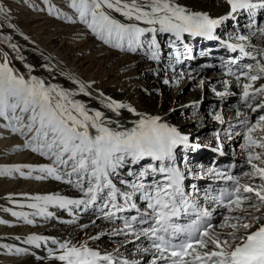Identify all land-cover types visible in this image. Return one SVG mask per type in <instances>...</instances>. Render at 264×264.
<instances>
[{
	"label": "snow or ice",
	"instance_id": "snow-or-ice-1",
	"mask_svg": "<svg viewBox=\"0 0 264 264\" xmlns=\"http://www.w3.org/2000/svg\"><path fill=\"white\" fill-rule=\"evenodd\" d=\"M43 2L48 5L50 16L80 26L84 35L110 50L124 53L145 50L150 60L160 62L163 48L159 37L165 36L168 46L175 50L174 55L169 54L172 56L169 67L171 63L194 58L188 55L192 49L186 43L187 37L219 41L237 55L227 60L221 58L225 75L231 78L218 82L223 90L212 84V91L223 101L236 96L232 89L239 88L243 105L250 113L259 114L253 121L248 113L237 110L243 132L225 130L228 140L242 136L244 142L239 147L248 171L234 174L232 169L237 165L233 163L196 174L182 169L178 156L183 150H196L201 145L191 143L189 135L182 134L162 116L140 112L107 96L96 87V80L71 72H59L71 81L74 85L71 88L33 75V65L27 63L26 77L12 65L9 53L0 50V129L23 137L17 149H26L48 160L42 164L0 165V176L51 178L80 193L76 197L58 193L20 194L25 200L11 202L34 211L11 208L4 211L33 224L35 220L30 217H55L49 211V206H55L73 217L68 223L92 211L98 213L97 219L114 225L79 241L31 234L24 242L36 248L46 247L48 258L60 264H142L139 259L125 257L120 251L123 245L107 251L89 243L104 235L123 237L124 243L143 237L150 244V247L137 246V253L150 254L144 264H264V135H257L264 133V83H259L264 81V26L255 20L257 10L264 9V0H224L228 11L217 17L193 11L178 0H66L68 11H61L51 0ZM241 13L248 14V33L221 40L217 30ZM0 14L6 15V5L2 3ZM257 37L259 42H253ZM6 40L17 53L16 59L23 61L19 46L10 42L11 36ZM245 59L250 62H243ZM42 67L51 74L57 66L47 63ZM205 67L213 65L205 64L200 70ZM192 72L197 69L187 73L181 70L179 79L197 80ZM156 74L159 75L158 70ZM163 83L168 84L169 80L166 78ZM209 83L200 78L197 86L203 89ZM92 100L101 104L103 110L93 107ZM123 110L136 117L130 126L120 119ZM212 118L221 125L226 123L222 109L213 112ZM215 135L217 148L213 151L224 155L220 130ZM186 160L184 156L183 161ZM186 175L209 178L220 186L209 185L202 195L195 184L187 191ZM28 200L31 203H26ZM137 200L143 201L142 207ZM133 210L135 215H124ZM180 217L188 222L178 223ZM7 223L0 220V224ZM95 224L96 220H92L91 225ZM2 247L17 255H35L25 247Z\"/></svg>",
	"mask_w": 264,
	"mask_h": 264
},
{
	"label": "bare ground",
	"instance_id": "bare-ground-1",
	"mask_svg": "<svg viewBox=\"0 0 264 264\" xmlns=\"http://www.w3.org/2000/svg\"><path fill=\"white\" fill-rule=\"evenodd\" d=\"M11 2H14L16 6V13L12 10H6V15L0 14V24H2V27H0V50L9 53L12 65L20 73L25 74L26 77L28 69L24 66L25 63L33 65V75L43 77L52 83H59L68 88L74 87V85L65 76L59 74L60 70L74 73L76 76L84 79H94L96 80V87L101 89L107 96L130 104L140 112L162 116L182 134L189 135L188 133L192 129H197L194 125L197 118L202 119L200 125H204V121H208L207 124L215 121L211 114L205 115L203 112L199 114L197 112L199 111V105H194L193 102L199 101L205 92V95L209 93L208 91H211V93L206 96L214 98L215 93L212 91V84L216 85L218 81L231 78L225 75L226 69L221 66V58L227 60L230 56L237 55V53H232L225 49L219 41L201 37H198V40L190 41V37H187L186 43L189 41L188 44L195 52V56L199 54V52L196 53V50H199L201 57L218 56L217 60L219 58V61L217 68L215 71L211 70L213 71L211 73L192 72V75L197 76V80L195 81L189 80L187 77L180 80V72L183 69H181L180 64L176 63H171L169 67L172 61V56L169 54L172 53L174 55L175 50L172 51L168 46L167 38L163 35L159 37L163 48L162 60L156 62L147 57L145 50H140L137 53H124L119 50H110L106 46L100 45L95 38L84 35V30L80 26L74 27L67 21L50 16L47 12L48 5L43 0H12ZM178 2L193 11L207 12L213 17L223 16L228 11V5L224 0H178ZM0 3H2V0H0ZM51 3L60 8L61 11H68L66 0H51ZM40 9H44V11ZM17 13L24 16V19L19 20ZM255 16H257L255 19L258 20V25L264 26V9H258ZM229 22L232 23V28L227 29L226 26ZM248 23V14L241 13L235 20L226 21L217 30V35L221 37V40H227L229 37H234L237 33L247 34L249 31L247 27ZM9 24H14L15 28L9 27ZM9 36H11L10 42L19 46V54L24 57L23 61L16 59L17 53L9 47V41L6 40V37ZM24 36H27L28 39L26 40ZM253 42L258 43L259 38H254ZM180 51L183 52V48ZM202 53L206 54L202 55ZM187 60H183L185 66L191 65L190 62L192 61L189 59L190 62H188ZM246 61L250 62L249 60ZM47 63L57 66L51 74L42 67V65ZM192 64H196L195 61ZM157 70L159 71V75L156 74ZM203 70L207 71L205 68ZM184 71L186 73L191 71V67L184 69ZM166 78L169 80L168 84L163 83ZM200 78L210 81L203 89L197 86ZM259 83H264V81H260ZM219 85L221 84H217L216 87ZM186 86L188 91L184 90ZM218 89L223 90L222 86L218 87ZM232 91L236 92L237 95L232 102L230 101L231 103L228 106H232L235 111L239 110L242 113H248L251 117H255V113H250V110L243 103H241L239 108L235 105L241 101L239 96L241 89L233 88ZM81 99L87 98L81 97ZM91 103L93 107L103 110L102 105L97 101L92 100ZM212 104L210 103V106ZM231 109L228 107L222 110L226 121L225 127L234 133L243 132L244 129L238 123L237 112L230 113ZM217 110H221V107ZM107 114L114 116L110 112ZM181 117H185L186 121H177V118ZM120 119L123 123L130 126L131 121L136 119V117L127 110H123ZM214 123L221 125L217 121ZM0 132L3 133V135H0V165L48 163L46 157H41L26 149L16 148L17 144L22 143L23 137L13 135L4 129H0ZM257 135H264V133L258 132ZM235 142L242 144L244 142L242 136H234L232 140L225 138L222 143L223 152L226 156L222 157L218 153H214V155L216 154L214 163L205 162L204 157L206 156L202 147L197 150H191V153H194L192 158L187 150L181 151L179 156H186L187 160L182 161L178 156V163H180L183 169H190L196 174H200L202 170L206 171L213 166L224 168L233 163L237 165L239 164L237 160L230 158L225 153L229 151ZM234 154L243 158L245 164V156L242 154L241 149L235 151ZM196 155H200L199 161ZM202 156L203 158L201 159ZM192 159L194 160L192 161ZM239 168V165H237L232 171L234 172L236 169L237 171L240 169L244 171V168L248 169V166L245 164L244 168ZM187 177L189 181H191V178H195L192 175H187ZM200 180L199 185H202L204 181L208 183L212 182L209 178ZM51 193H58L69 197H76L80 194L76 188L51 178L36 180L34 178L20 177L19 175L0 176V220L8 221L7 224H0V264H60V262L48 258L46 247L36 248L34 245H28L24 242L25 238L31 234L79 241L114 227L113 224L97 219L98 213L93 214L92 211L80 214L75 222L68 223L67 221L72 220L73 217L67 211L55 206H49V211L54 212L55 217L47 219L39 216L30 217L35 220L33 224H28L23 219L12 216L11 212L4 211L6 208H11L14 211L31 213L34 211L33 209L13 204L11 200H25L20 194H28L30 196ZM26 203H31V201L28 200ZM137 203L141 206L138 200ZM134 213L135 211L133 210L124 215H132ZM92 220H96L94 226L91 225ZM82 224H88L89 227L81 228L80 225ZM16 237H20V239L17 240ZM114 238L118 239V237ZM117 239L109 243L107 242L106 235H104L100 239L94 242L90 241L89 243L101 250L107 251H111L118 245H123L120 251L124 256L129 259H139L142 261V264L150 259V254L137 253L138 245L150 247L149 242L143 237L139 241H133L132 243H124V238L123 240ZM132 239V237H129V240ZM2 245L29 248L30 252L35 253V255H17L2 247Z\"/></svg>",
	"mask_w": 264,
	"mask_h": 264
},
{
	"label": "rangeland",
	"instance_id": "rangeland-1",
	"mask_svg": "<svg viewBox=\"0 0 264 264\" xmlns=\"http://www.w3.org/2000/svg\"><path fill=\"white\" fill-rule=\"evenodd\" d=\"M12 0H2V4H4V5H6V10L7 11H13L14 13H16V11H17V9H15L16 8V6H15V4H14V2H11ZM17 15H19V17H18V19L19 20H22V19H24V16H21L20 14H18L17 13ZM232 23L231 22H229V24L226 26V28L227 29H230V28H232ZM194 41V40H198V37L197 38H192V37H190V41ZM225 40V39H224ZM188 43H189V41H187ZM213 51V50H212ZM197 52H199V54H197V56H196V58H198L197 60V63L196 64H192V62H190V60L188 59L187 61L188 62H190V64L191 65H189V66H185V63H184V61H183V63H179L180 64V66H181V69H189L190 67H191V69H197V71H199V72H204V73H211V72H213V71H215V69L217 68V63H218V61H219V58H218V60H217V57L218 56H209V57H201V54H200V51L199 50H196V53ZM214 52V51H213ZM212 52V53H213ZM166 56V55H165ZM178 64V65H179ZM205 64H211V65H213V67H205V69L207 70V71H205V70H200L201 69V66H203V65H205ZM211 70H213V71H211ZM219 82V81H218ZM217 84H220V83H216V85ZM220 86H222V85H219V86H217V90H219L218 89V87H220ZM188 88H187V86L186 87H184V90L186 91ZM188 91V90H187ZM209 93H207L206 95H210V93H211V91H208ZM206 93V92H205ZM205 93H204V95H202V98L201 99H199V103H198V105H199V107H198V109H199V111H197L199 114L200 113H202L203 112V114H205V115H207V114H211L212 115V113H213V111L215 110L216 111V109H220V107H221V109L223 110V108L225 109H227L228 107L231 109L230 111V113H234V112H237V110L235 111L234 110V108L232 107V106H228L231 102H232V100H234V98H235V96L233 97V96H229V97H227L226 99H224L223 101H221V98H218L215 94V96H214V98H208L206 95H205ZM212 95V94H211ZM214 100V101H213ZM213 101V102H212ZM231 101V102H230ZM210 103H213L211 106H210ZM241 101H239L238 103H236L235 105L239 108V106L241 105ZM222 104V105H221ZM227 104V105H226ZM194 113H196V112H194ZM197 113V114H198ZM223 114H224V112H223ZM259 113H255V115L257 116ZM226 116V115H225ZM256 116L255 117H251L252 118V120L254 121L255 120V118H256ZM177 121H179V122H184V121H186L185 120V117H181V118H177ZM208 122V121H207ZM207 122H205L204 121V125H200L201 123H202V119H200V118H197L196 119V122L194 123V125L197 127V129H195L194 128V130L192 129V131H190L188 134H189V136H190V141H191V143H199L200 145H201V147L203 148V149H207V150H205L204 151V155L206 156V155H208L207 153H211L212 151H209L208 150V148H207V146L208 147H217V140H216V132H217V130L219 129L220 130V137H221V142L222 141H224V139L226 138V133H225V130L227 129V127H225L226 125H217V124H215L214 122H216V121H213L212 123H210V124H207ZM200 128H199V127ZM233 127V126H232ZM233 128H235V127H233ZM222 130V131H221ZM239 143L238 142H235V143H233V145L231 146V148L229 149V151L228 152H225L226 154H228V156L230 157V158H235L236 160H237V163H239V164H237V165H239L240 166V168L242 167V168H244V162H243V158H241L240 156H238V155H236V154H234L235 153V151H239L240 150V147H239ZM197 150V149H196ZM188 151V153H189V155H190V157L192 158L193 156H194V153H191V150H187ZM209 151V152H208ZM207 152V153H206ZM214 153H215V151H213ZM233 153V154H232ZM202 155V154H201ZM197 156V155H196ZM219 156H220V154H219ZM226 156V155H225ZM199 158H200V155L199 156H197V160L199 161ZM203 158V156L201 157V159ZM214 158H216V154L214 155L213 154V156H212V159L210 160V161H208V162H210V163H214ZM238 158V159H237ZM241 159V160H240ZM194 159H192V161H193ZM196 160V161H197ZM205 162H207L206 160H205ZM207 162V163H208ZM204 164V163H203ZM239 168V169H240ZM244 171H248V169L247 168H244ZM106 239H107V242H109V243H112V241H114V239H117V238H114L113 239V237H110L109 235H106ZM117 240H123V237H118V239Z\"/></svg>",
	"mask_w": 264,
	"mask_h": 264
}]
</instances>
